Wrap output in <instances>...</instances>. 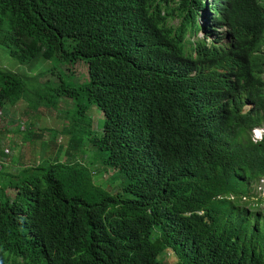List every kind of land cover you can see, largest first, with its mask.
Listing matches in <instances>:
<instances>
[{
	"label": "trees",
	"instance_id": "obj_1",
	"mask_svg": "<svg viewBox=\"0 0 264 264\" xmlns=\"http://www.w3.org/2000/svg\"><path fill=\"white\" fill-rule=\"evenodd\" d=\"M263 41L262 0H0L7 53L69 76L37 86L0 67V118L21 112L0 134V264H167L168 249L171 264H264V212L239 201L264 175V138L248 137L264 123ZM67 99L66 161L5 163L22 159L7 135L43 146L39 107ZM95 159L114 191L93 182Z\"/></svg>",
	"mask_w": 264,
	"mask_h": 264
},
{
	"label": "rangeland",
	"instance_id": "obj_2",
	"mask_svg": "<svg viewBox=\"0 0 264 264\" xmlns=\"http://www.w3.org/2000/svg\"><path fill=\"white\" fill-rule=\"evenodd\" d=\"M169 5L171 7H175V4L172 2H169ZM180 20V17L176 16L173 17L171 19L173 24H177ZM199 23H203V19L201 17H199ZM203 32L199 31L198 32V36H203ZM197 34H195V36H192L191 39L195 40V38H198L196 36ZM37 65L40 67H47V69L52 68V66H55L52 68V71H50L51 75H49V72L45 73V76L42 78L39 77V75H37V71L35 70L33 67L34 65ZM60 62H57L55 60H42L40 63H32V65L26 66V65H19L17 63L16 60H14L6 51V49L0 45V67L5 69V70H13V71H17V73L21 76H23L25 78V76H29L30 78L35 77L36 78V83L37 86L39 83H41V80H46L47 78H51L53 80H58L59 77H61L63 80L68 81L69 76L67 74H65L62 71V66L59 65ZM60 66V68H59ZM42 69V70H43ZM73 70L75 73V78L78 81H83V79L87 76V65L85 63H78L77 65L73 66ZM27 79V78H25ZM55 81H50L51 84H55ZM49 83V82H47ZM42 84V83H41ZM78 100H74V101H70V100H61V102L59 103V107L58 108H47L45 109L44 106H40L39 107V111L41 112H37L39 113V116H35L33 122L31 123L33 124V129L34 130H43V128L48 129L49 131L47 133H44L42 135V138L44 137V145L42 146L39 143V139H37V141L35 142H28V141H22L21 136L17 135V134H9L7 135V141L6 143H8V145H16L13 148V155H17L18 152H21V160H17L16 158H11V162H10V158H6L5 163H7L8 165H11L12 167V163L16 166H19L18 162L22 161V162H26L29 165L34 164V163H38L39 158L41 153L44 155L43 158H46L47 156H49L50 152L55 153L60 150L61 154L59 155V158L56 154V157L58 158V160L61 163H64L67 159L66 157V150L63 149L64 147L68 146V138L66 135H60L61 131L59 130V128H62L63 124H68L69 120L66 118L65 112H69V111H73L71 110V108L75 105H77ZM81 103V102H80ZM85 103V102H83ZM12 115L8 116L5 120H3L2 118H0V134L3 135L4 134V130L8 129H14L13 127H15L16 123L11 121L10 119H12V117H15L16 119H19L21 116V112L19 110H15L14 112H11ZM32 115V114H30ZM88 116H90L89 118H91L92 120V129L94 131H98L99 130V126H100V122L103 119V114L102 112H100L99 110H97L96 108H92V110L89 112L88 111ZM26 116V114H25ZM27 117V116H26ZM7 120V121H6ZM22 122L25 120V118L21 119ZM60 124H62L60 126ZM4 129V130H3ZM41 132V131H40ZM39 133V132H38ZM57 138V146L60 147L59 149H57L56 147H52V144L55 145V139ZM41 140V139H40ZM49 142V143H48ZM52 142V143H51ZM43 143V142H42ZM51 143V146H50ZM41 145V146H40ZM63 147V148H61ZM8 149V147H6ZM20 148V149H18ZM10 153V151H9ZM12 156V153H11ZM81 158V157H80ZM57 160V159H56ZM13 168V167H12ZM102 166L99 162V160L95 159L94 160V165L91 166L90 168V172L92 173V177H93V182L95 184H98L102 187L105 188V190L111 192L114 191L116 187H118L119 184H115L114 185V181L118 182L119 180H113L114 179V174L111 170H108L107 172L103 173V171L101 170ZM246 206V205H245ZM176 256L174 255V253H172V251H170L168 249L167 252V257L165 259L167 264H171L176 260Z\"/></svg>",
	"mask_w": 264,
	"mask_h": 264
},
{
	"label": "clouds",
	"instance_id": "obj_3",
	"mask_svg": "<svg viewBox=\"0 0 264 264\" xmlns=\"http://www.w3.org/2000/svg\"><path fill=\"white\" fill-rule=\"evenodd\" d=\"M210 0H208L209 2ZM264 2V0H262ZM203 19V18H202ZM199 22V19H198ZM201 27L205 26V30L208 32L213 31L212 30V26L209 25V23H207L204 19H203V23H199ZM202 30L201 28L196 32V36L199 38H204L205 41L208 44H211L213 41V39L216 38V34H218L219 36L223 35V32L225 30L224 26H220L218 28H216V31L213 32V34H208L206 35V31ZM202 31L204 34L203 36H198V32ZM206 36V37H205ZM220 42H224V38L220 39ZM216 43V42H215ZM254 53H258L264 56V41L261 43L259 50L255 51ZM262 76H264V70L262 72ZM250 106H245L244 109H248ZM249 141L251 143H255V142H259L264 138V123L261 124L260 126H256L250 129L249 134ZM231 200H233V197H230ZM239 201L245 202L247 205H250V207H254L256 208V210H260L264 212V175L260 176L258 178H256L252 183L248 184V190H247V194L246 196L240 197Z\"/></svg>",
	"mask_w": 264,
	"mask_h": 264
}]
</instances>
